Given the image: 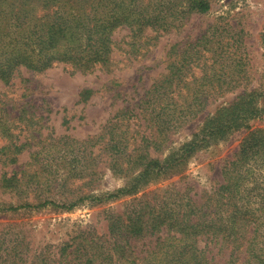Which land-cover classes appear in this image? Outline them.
<instances>
[{"label":"rangeland","instance_id":"rangeland-1","mask_svg":"<svg viewBox=\"0 0 264 264\" xmlns=\"http://www.w3.org/2000/svg\"><path fill=\"white\" fill-rule=\"evenodd\" d=\"M210 1L209 12L189 14L176 27H146L138 35L129 27L117 28L112 35L113 62L105 69L80 72L61 63L42 72L19 67L9 83H0V244L10 254L12 249L17 250L11 259L13 264H58L63 246L76 244L87 235L88 239H101V244L108 241L110 218L127 210L133 196L100 202L85 199L70 211L51 205L3 209L44 201L68 202L83 195L105 197L126 187L131 178L110 171L101 156L91 176H77L75 168L80 171L83 167L75 161V155L83 150L80 143L106 134L113 117L126 110L136 116L132 129L138 133L137 142L142 136H153L158 142L155 129L142 114L145 107L141 101L154 81L168 73L170 62L194 60L199 52V65L192 68L193 76L188 73L187 81L197 86L195 77L212 73V87L224 91L212 93L205 109L174 130L171 141L158 148L151 146L152 158L165 163L182 155L184 145L202 133L211 119L215 125L228 120L227 126L240 127L209 140H203L200 134L195 151L184 155L161 177L152 178L137 196L149 193L152 198L155 193L161 197L167 195L165 190H171L168 193L173 197L178 192L202 204L209 197L217 199L218 190L231 182L233 186L225 192L229 201L226 211L259 216L263 227H258V242L253 244L264 249V144L258 142L247 150L242 155L243 164H229L240 157L251 133L264 132V0ZM20 2L0 0V8L15 12ZM42 6L41 2L31 4L30 16L39 15ZM85 90L91 92L88 99L81 97ZM93 151L102 154L98 147ZM14 175L22 181L21 189L2 187V180ZM27 181L30 184L24 185ZM213 202L216 204V200ZM251 231L240 249L233 250L234 243H212L206 237L199 240L198 247L209 264H243ZM162 232L132 239L130 261L147 255L159 236H166V230ZM0 255L5 258L7 253ZM69 259L70 264H77L72 261L74 257Z\"/></svg>","mask_w":264,"mask_h":264},{"label":"trees","instance_id":"trees-1","mask_svg":"<svg viewBox=\"0 0 264 264\" xmlns=\"http://www.w3.org/2000/svg\"><path fill=\"white\" fill-rule=\"evenodd\" d=\"M42 3V10L35 17L30 16V6ZM20 8L8 13L0 8V83L7 84L13 73L19 67L42 72L57 63L70 65L73 70L88 72L94 69H105L113 62L111 59L114 41L113 32L122 26L130 28L133 34H142L146 27L167 29L178 26L185 16L198 13L203 14L211 9L210 0H21ZM32 17V18H31ZM135 39L140 36H133ZM200 52L198 53V55ZM194 60H174L168 65V73L156 79L141 101L144 118L151 128L155 129L158 142L153 136H142L139 143L132 129V122L136 116L130 115L133 111L126 110L115 115L107 127L106 134L88 139L80 143L83 150L75 155L77 164L83 165L80 171L75 168L77 176H91L101 161L116 175L131 178L123 189L107 194L105 197L83 195L68 202L55 203L44 201L36 205L29 203L17 207H9L6 211L21 209H40L48 205L62 210H73L80 202L88 199L92 202L117 200L122 197L133 196L127 210L122 214L110 218V238L101 244V239L82 237L78 242L67 243L61 249L58 264H209L198 242L202 237L223 245L236 244L240 249L246 240L249 229L252 228L251 238L247 247V257L243 264H264V249L255 248L258 241V227L262 226L259 216L237 212L228 214L226 208V191L233 186L231 182L218 190V198L209 197L202 204L196 203L185 194L168 193L158 196L149 193L137 196L145 189L152 178L161 177L168 168H173L181 162L184 155L196 150L202 135L203 140L212 136H224L232 129L227 126L228 120H221L222 124L215 125L211 119L205 123L202 133L195 134L194 140L184 145L182 155L170 158L161 163L152 158L150 148L171 141V136L182 124L195 119L208 105L212 93L224 91L212 87V73L195 77L194 82L187 81L188 73L202 55ZM193 80V81H194ZM91 92L81 93L83 99H88ZM148 125V126H149ZM255 134H258L257 138ZM254 136V137H253ZM257 139V142L255 141ZM201 139V141H203ZM156 142V143H155ZM254 142V144L252 143ZM258 142L264 144V132L254 131L244 142L238 158L229 162L232 165L244 163L243 156L247 150ZM138 143V144H137ZM158 145V146H157ZM100 148V152L93 151ZM99 150V149H98ZM159 150V149H155ZM35 154V159H37ZM79 154L81 157L79 158ZM105 154V157H104ZM95 167V168H94ZM83 168V169H82ZM229 171V170H225ZM227 175V173H225ZM27 181L24 185H29ZM20 185V186H19ZM20 178L15 175L2 180V187L21 189ZM83 186L85 184L83 183ZM24 192V191H22ZM221 192V193H220ZM216 200V204L213 202ZM1 212V211H0ZM261 222V223H260ZM256 227V228H255ZM166 230V236H159V241L147 255L133 257L129 253L130 241L146 236H156ZM75 240V239H73ZM247 240V241H248ZM256 242L255 244H253ZM264 243V239L262 241ZM0 244V253L6 252L3 258L0 255V264H13L12 257L18 252L15 248L8 253V248ZM72 249L70 252H68ZM132 251V250H131ZM19 253H23L20 251ZM233 256V253H231ZM236 260L238 258H235ZM120 260V261H119Z\"/></svg>","mask_w":264,"mask_h":264}]
</instances>
